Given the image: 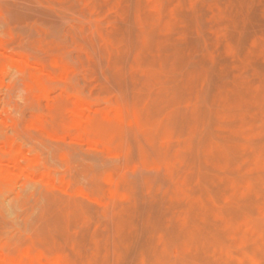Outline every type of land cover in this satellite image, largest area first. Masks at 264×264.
I'll return each instance as SVG.
<instances>
[{
	"label": "rangeland",
	"instance_id": "obj_1",
	"mask_svg": "<svg viewBox=\"0 0 264 264\" xmlns=\"http://www.w3.org/2000/svg\"><path fill=\"white\" fill-rule=\"evenodd\" d=\"M2 262L264 264V0H0Z\"/></svg>",
	"mask_w": 264,
	"mask_h": 264
},
{
	"label": "bare ground",
	"instance_id": "obj_2",
	"mask_svg": "<svg viewBox=\"0 0 264 264\" xmlns=\"http://www.w3.org/2000/svg\"><path fill=\"white\" fill-rule=\"evenodd\" d=\"M11 60H12V59H11ZM11 60H10V61H11ZM17 60H18V59H17ZM23 60H25V59H23ZM12 61L15 63L16 60H15V61L12 60ZM18 61H20V60H18ZM25 63H26V62H25ZM12 64H13V63H12ZM27 64H28V63H27ZM19 65H20V64H18V67H19ZM32 65H34V64H32ZM16 68H17V67H16ZM37 69H38V68H37ZM42 71H43V69H42ZM1 72H3V70H2ZM44 72H45V71H44ZM46 72H47V71H46ZM33 75H35V74H33ZM33 75H32V76H33ZM36 75H37V76H38V75L40 76L39 73H37ZM36 75H35V76H36ZM47 75H48V74H47ZM35 76H33V77H35ZM37 76L35 77V78H37L36 81H38V82L40 83V81L38 80V77H39V76H38V77H37ZM41 85H42V84L40 83V86H41ZM42 89H44V86L42 87ZM42 89H41V90H42ZM42 92H43V91H42ZM80 115H81V114H80ZM79 118H81V117L79 116ZM74 122H75V121H74ZM81 122H82V121H81ZM84 122H85V121H84ZM79 124H80V123H79ZM74 126H75V125H74ZM72 127H73V126H72ZM18 149H19V148H18ZM19 150H20V149H19ZM19 150H18V151H19ZM33 158H34V157H33ZM35 158H36V157H35ZM35 161H36V159H35ZM35 161H33L32 163L35 164V163H36ZM34 162H35V163H34ZM14 176H15V175H13V177H14ZM9 177H10V176H9ZM9 177H8V178H9ZM11 177H12V176H11ZM15 177H16V176H15ZM12 179H13V180H14V179H17V177H16V178H12ZM12 179H10V181H11ZM7 180H8V179H7ZM13 180H12V181H13ZM6 193H7V192H6ZM1 252H2V251H1ZM25 252H26V251H25ZM2 254H4V253H2ZM4 255H5V254H4ZM4 255L2 256L3 258H4ZM3 258H2V259H3ZM19 258H20V257H19ZM20 259H21V258H20ZM20 259H19V261H20ZM6 260H7V259H6ZM30 260H31V259H30ZM53 260H54V258H53ZM13 261H14V260H13ZM19 261H18V262H19ZM2 263L5 264L4 262H2ZM20 263H21V262H20ZM30 263H31V261H30ZM51 264H52V263H51Z\"/></svg>",
	"mask_w": 264,
	"mask_h": 264
}]
</instances>
